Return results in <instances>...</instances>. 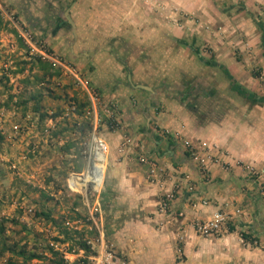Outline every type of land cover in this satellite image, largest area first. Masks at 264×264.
Segmentation results:
<instances>
[{
    "label": "rangeland",
    "instance_id": "rangeland-1",
    "mask_svg": "<svg viewBox=\"0 0 264 264\" xmlns=\"http://www.w3.org/2000/svg\"><path fill=\"white\" fill-rule=\"evenodd\" d=\"M73 3L76 7L70 16L77 39L70 25L57 26L58 19L65 22L63 13ZM22 5L0 0L4 22L0 29V222L5 228L0 236V264L9 259L18 264H50L52 252L69 264H85L99 236L82 196L68 188L67 179L86 171L84 152L94 116L87 95L62 66L74 69L95 90L96 129L109 146V157L112 145L105 134L121 130L119 107L93 85L91 67L104 63L110 67H214L206 63L212 59L225 67H249L257 81L249 87L262 95L264 56L258 23L264 24V0H25ZM99 15L103 22L91 24L90 17L99 19ZM92 32L105 37V49L96 54L98 62L83 52L90 46ZM22 34L28 35V41ZM74 41L78 42L77 58L70 53ZM38 61L52 67V76L36 80L42 75ZM36 103L40 113L33 111ZM135 139L123 135L115 151L122 155L128 149L142 164L141 145ZM184 145L192 157L197 149L187 142ZM80 162L83 169L77 171ZM100 168L105 172L104 165L93 169L96 185L101 184ZM88 196L93 202L96 193L89 189ZM40 211L50 212L51 219L40 216ZM81 243L90 250L82 249ZM3 245L24 248L44 259L23 263L9 250L2 253ZM79 249L83 257L76 261L73 257L71 262L68 257Z\"/></svg>",
    "mask_w": 264,
    "mask_h": 264
},
{
    "label": "crops",
    "instance_id": "crops-1",
    "mask_svg": "<svg viewBox=\"0 0 264 264\" xmlns=\"http://www.w3.org/2000/svg\"><path fill=\"white\" fill-rule=\"evenodd\" d=\"M2 2L20 8L25 0ZM75 7L73 3L66 10L71 20ZM66 12L58 27L70 25ZM92 18L91 24L103 22L101 15ZM102 38L92 32L90 46L83 49L95 62L106 47ZM70 48L71 56L79 57L78 42ZM110 66L104 63L89 72L101 96L117 103L122 123L120 131L105 134L112 153L96 197L106 242L126 264H264V104L252 105L231 87L236 83L258 98L264 96V90L259 95L249 87L257 83L249 67L223 65L231 81L218 66ZM125 134L139 140V156L157 162V177L148 179V167L128 149L116 153ZM186 142L215 157L206 171H200ZM243 164L259 174H248ZM217 211L230 215L228 229L217 236L199 235L194 223ZM72 255L74 262L84 251Z\"/></svg>",
    "mask_w": 264,
    "mask_h": 264
},
{
    "label": "built area",
    "instance_id": "built-area-1",
    "mask_svg": "<svg viewBox=\"0 0 264 264\" xmlns=\"http://www.w3.org/2000/svg\"><path fill=\"white\" fill-rule=\"evenodd\" d=\"M22 37L26 41H28L27 34H22ZM54 62L59 64L57 61ZM62 68L65 69L66 72H68L73 77L74 81L83 89V91L88 97L92 109V114L94 116V125L91 132L89 133V138L87 141L88 146L84 152L86 154V171L79 175L76 173H72L67 179L68 188L72 192L78 193L82 196L83 203L88 211V219L91 221L92 227H94L99 236V239L96 242L97 246L91 248L92 254L87 257V261L85 264H126L125 259L121 255H119L105 240L104 231L101 224V211L97 198H95L93 202H90L88 196L89 189L92 190V192L96 193V197L100 193L104 172L100 168L99 174L101 178V184L96 185V176L93 172V169L94 167L97 168V166L100 167L101 165H104L105 169V161L109 153L108 144L99 135L96 129L98 121L96 101L98 100V96L95 90L89 84V82L81 78L74 69L63 66ZM192 157L194 161H196V163L198 164L201 172L206 171L208 162L216 160L215 157L209 152V150H206L203 153L198 151H192ZM139 160L142 164H145L148 167V178L157 177L159 175V172H161L155 160L150 159L145 155H140ZM244 169L248 172V174L255 175V170L253 167L244 166ZM189 189L193 190V188L190 186ZM169 198H172V196L169 195L168 199ZM167 206V200L163 201L162 207L165 209ZM229 222L230 215L227 212L217 211L209 219L196 221L194 223V229L199 235L203 237L217 236L225 229H228ZM71 256H69L68 259Z\"/></svg>",
    "mask_w": 264,
    "mask_h": 264
},
{
    "label": "trees",
    "instance_id": "trees-1",
    "mask_svg": "<svg viewBox=\"0 0 264 264\" xmlns=\"http://www.w3.org/2000/svg\"><path fill=\"white\" fill-rule=\"evenodd\" d=\"M3 23L4 22H3L2 16L0 15V29L2 28ZM258 27L261 29V46L264 49V24L258 23ZM206 63L211 65V66H214V67L218 66L217 62L212 60V59H210L209 61H206ZM37 67L42 72V75L40 77L36 78L37 81L44 80V78L46 76H49V77L52 76V73H51L52 67L50 65H48L47 63L38 61ZM218 67H220V69L224 72V74L232 81V77L230 76L227 69L223 65H219ZM59 73H60L59 70H57L56 74L59 75ZM231 87L235 92H237L239 95H241L242 97L247 99L252 105L264 104V96H261L258 98L257 95L247 91L246 89L242 88L240 85H238L236 83H233ZM33 99H35L34 96H33ZM33 111L35 113H40V106L38 103H36L34 105ZM44 118H45V115L41 113L40 119L43 120ZM73 146H74V143L68 144L64 149L67 151L69 148H71ZM77 155H79V153H77ZM82 169H83V163L80 162L77 165L76 170L81 171ZM38 214L40 216H44L48 220L51 219L50 212L40 211ZM3 222H4L3 220H2V222H0V236H2L5 233V228H4ZM242 238L244 240L249 239V237L245 234H242ZM80 245H81L82 249L84 248V249L90 250V247L87 246L85 243H81ZM6 250H9L10 252H12V254L15 256V258H21L23 263L30 262L32 260L44 259L41 257V255H38L37 253L29 252L24 248L16 250V248H9V247H5L3 245L1 248V252L3 253ZM48 262L50 264H69L68 261L66 259H64L61 255H59L57 252L51 253V258L48 260ZM7 264H18V263L16 262V260L9 259L7 261Z\"/></svg>",
    "mask_w": 264,
    "mask_h": 264
},
{
    "label": "water",
    "instance_id": "water-1",
    "mask_svg": "<svg viewBox=\"0 0 264 264\" xmlns=\"http://www.w3.org/2000/svg\"><path fill=\"white\" fill-rule=\"evenodd\" d=\"M65 16L67 17V20H68V22L71 25V31H72L73 36L74 37H77V35H76V26L73 23V21L70 19L69 15H68V12H66Z\"/></svg>",
    "mask_w": 264,
    "mask_h": 264
},
{
    "label": "bare ground",
    "instance_id": "bare-ground-1",
    "mask_svg": "<svg viewBox=\"0 0 264 264\" xmlns=\"http://www.w3.org/2000/svg\"><path fill=\"white\" fill-rule=\"evenodd\" d=\"M138 87L149 90V88H147L146 86H141V85H139ZM193 160H194V159H193Z\"/></svg>",
    "mask_w": 264,
    "mask_h": 264
}]
</instances>
